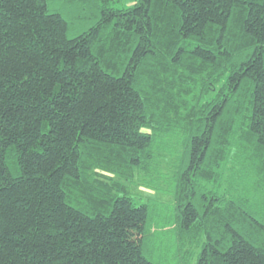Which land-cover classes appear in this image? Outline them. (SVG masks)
<instances>
[{
    "label": "trees",
    "instance_id": "16d2710c",
    "mask_svg": "<svg viewBox=\"0 0 264 264\" xmlns=\"http://www.w3.org/2000/svg\"><path fill=\"white\" fill-rule=\"evenodd\" d=\"M114 1L0 0V264H264V0Z\"/></svg>",
    "mask_w": 264,
    "mask_h": 264
},
{
    "label": "rangeland",
    "instance_id": "374dc122",
    "mask_svg": "<svg viewBox=\"0 0 264 264\" xmlns=\"http://www.w3.org/2000/svg\"><path fill=\"white\" fill-rule=\"evenodd\" d=\"M132 1L133 0H115L110 6L113 8H124L126 6H130L132 4ZM64 7L65 6H63V3H61V2H55L54 3V9L58 12L66 13V9ZM70 9L71 8H69L67 11L69 12ZM90 24H91V22H88L87 24H82V23L77 24L76 23L77 27H76L75 31L77 33L85 31L89 27ZM139 191H142L141 193H146V195H148V196L154 197L153 195H155L149 191L144 190L143 188L139 189ZM157 198L161 199L162 201H165V204H167L166 201L169 200L168 196L161 195V194L160 195L158 194ZM166 206L170 210L172 205L168 204ZM198 240H200L199 237H198ZM200 243H201V241H200ZM189 245H190L189 248H188V245H186L187 247H185V250H188V252L190 253V256L188 257L187 264H195V257L197 255V253H199L200 249L196 248L195 243H192Z\"/></svg>",
    "mask_w": 264,
    "mask_h": 264
}]
</instances>
